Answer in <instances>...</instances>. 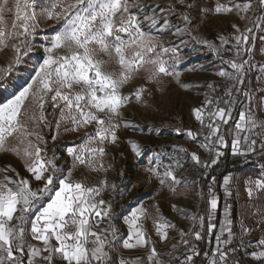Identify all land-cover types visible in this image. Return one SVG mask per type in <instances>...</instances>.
<instances>
[{
  "label": "snow or ice",
  "instance_id": "1",
  "mask_svg": "<svg viewBox=\"0 0 264 264\" xmlns=\"http://www.w3.org/2000/svg\"><path fill=\"white\" fill-rule=\"evenodd\" d=\"M212 16L228 18L233 31L211 37L200 33L199 26ZM257 32L264 41V0H214L211 7L196 0H166L163 5L160 0H0V54H6L0 62V264H198L205 220L207 233L216 228V177H211L206 197L202 190L196 193L206 202L203 215L172 205L192 222L185 231L155 202L154 214L142 200L127 214L117 211L116 197L123 199L137 185L109 181L107 173L117 171L116 158L106 162V157L112 155L110 147L121 143L130 146L137 161L147 155L136 140L122 139L123 132L144 131L124 110L132 103L148 107L145 93L151 97L175 84L203 97L190 109L199 127L174 129L197 150L189 153L174 145L178 158L166 165L153 164L149 157L147 182L154 179L174 198H186L198 179L177 172L189 161L201 170L199 179H206L229 144L234 157L264 158V118L259 115L264 95H255L264 88L246 83L255 67L250 57ZM205 50L230 70H217V80L185 81V73L206 71L203 64L181 67L193 53ZM30 60L31 71L19 77ZM259 68L258 81L264 79V64ZM137 80L140 86L125 94L123 89ZM237 109L239 119L234 120ZM149 130L160 131L151 125ZM68 135L80 142L69 143L64 139ZM78 169L104 175L89 185L84 171L75 175ZM118 176L124 177L123 170ZM234 183L232 176H224L226 197L233 195ZM244 190L254 226L243 223L241 209L238 238L226 200L215 248L204 252L199 264H243L249 255L254 264H264V236L255 243L244 239L264 224V164L259 177L244 182ZM148 220L155 239L145 228ZM170 230L179 239L161 252L158 245L170 240ZM121 249H142L144 255L125 258Z\"/></svg>",
  "mask_w": 264,
  "mask_h": 264
},
{
  "label": "rangeland",
  "instance_id": "2",
  "mask_svg": "<svg viewBox=\"0 0 264 264\" xmlns=\"http://www.w3.org/2000/svg\"><path fill=\"white\" fill-rule=\"evenodd\" d=\"M163 5L166 0H160ZM196 2L202 6L211 7L214 4V0H196ZM196 13H193L195 16ZM228 18L224 17H209L203 24L199 26V31L202 34H207L209 37L214 36L217 32H232L230 26L227 25L226 20ZM241 23V27H243ZM43 27L47 31L52 29L49 25L45 24ZM260 33L257 32V38L253 46V56L250 59L253 62L252 71L248 73L246 83L253 89L264 88V79L257 80V76L260 74L259 66L264 64V53L260 51L261 48H264V41L259 39ZM218 43V41H217ZM36 53L33 55V60ZM6 54H0V62L5 59ZM226 56H231V53H227ZM211 61V63H209ZM21 67L17 75L21 78L27 76L31 71V63ZM203 64L206 71L196 72V73H185L183 79L189 82H203L204 80H217L215 72L217 70H230L227 68V65L221 64L219 61L213 60L210 53L206 50L201 51L198 54L193 53L190 60L186 61L181 67H191L199 66ZM142 81L137 80L133 81L132 84L126 86L123 91L127 94L129 91H134L135 87H139ZM151 89V86H148ZM203 91V89L201 90ZM222 94V91H221ZM256 96L264 95V93L256 92ZM144 99L148 100L149 106L144 107L135 103H132L126 107L125 116L128 119H131L135 123L139 124L144 131H128L121 133L122 139H133L138 143L143 145L146 149L147 155L141 158L140 161H137L134 156L131 154L130 146L126 143H121L119 148L114 146L109 148V151L112 155L106 157V162H111L112 156H115V169L117 171H110L107 173L109 181H115L117 184L121 183V179L128 181L130 184H136L137 187L133 189L132 193L125 195L123 199H120L118 196L116 199L119 201L117 205V211H123L124 214L135 206H138L139 202L142 200L149 211L154 214L155 209L152 205L158 203L160 205L161 211L165 217L171 220L173 223H176L180 228H183L187 231L192 227V222L184 219V216L181 213L175 211L172 207L175 204L178 208H182L184 213L194 214V215H203L206 208V202L204 198L197 196V192L202 190L205 197L207 194L208 185L211 183V177H216L215 184L213 185L214 191L219 199V207L215 215V219L212 221L216 228L213 230V233H207V219L205 220V233L204 236L207 238V252H210L215 248V234L219 233L220 227L224 220V205L225 201L232 205L233 208V221H234V231H239L240 226V211L244 209L243 223L248 226H254V219L250 216V211L246 205L248 199L245 190L244 182L249 178H257L261 175V165L264 164V158L259 156H253L250 159H245L244 157H234L231 154V147L224 149L225 153L229 154L227 159L221 158L218 166H214L213 169H210L208 172V177L206 179H199L201 170L194 168L189 161L184 165V168L180 169L177 172L178 176L182 174L186 176L189 180L193 178L198 179V185L192 186L191 191L186 198H174L168 191L167 188H160L158 182L153 179L151 183L147 182V173L144 171L145 166L149 165V157L154 159L151 161L153 164L163 163L168 164L170 161L177 159L176 150L173 146H181L188 149L189 153L197 150L196 144L190 141L186 136L177 135L174 131L175 128H181L183 130L187 129H197L199 127L198 122L194 120V117L190 114V109L193 106H197L201 103L203 97L196 95L195 91L185 92L184 90L178 88L175 84L169 85L163 93L153 91L151 97L147 93L144 94ZM239 109L233 112V119L238 120ZM261 118H264V113L259 114ZM230 124L233 121L229 122ZM149 125L153 128H158L159 134L155 131L149 130ZM91 130V129H89ZM82 135V133H81ZM69 143L80 141L76 138L75 135H68L64 137ZM124 152V156L121 157L119 152ZM200 153H203L202 158H207L208 154L199 150ZM199 154V153H198ZM184 154H181V157ZM10 158V159H9ZM9 160L13 163L14 166L20 168L19 163L15 160L14 157H8ZM231 161H240L239 164H234V170L230 174L234 178V185L232 188L233 195L226 197L223 189V178L224 176H219L220 172L224 169V165L227 162ZM123 170L124 177L120 178L118 176V171ZM85 172V182L89 185L96 184L100 179L103 178V173H90L84 169H78L75 175L79 176L80 172ZM107 195V194H106ZM122 206V208H121ZM123 224V222H122ZM124 225V224H123ZM121 231L123 226H119ZM145 228L153 235L154 238V228L151 220L145 222ZM170 240L163 243L164 246L158 247L161 252L167 251L171 243H175L179 239L178 233L175 230L169 231ZM264 236V224L260 225V228L251 232L249 241L255 243L259 238ZM153 238V239H154ZM183 249V248H182ZM249 253L253 251L252 248H248ZM123 255V254H122ZM128 255V254H127ZM127 257V256H125ZM203 259V255L197 258L198 264ZM206 264V261H205ZM243 264H254L250 255L244 258Z\"/></svg>",
  "mask_w": 264,
  "mask_h": 264
},
{
  "label": "crops",
  "instance_id": "3",
  "mask_svg": "<svg viewBox=\"0 0 264 264\" xmlns=\"http://www.w3.org/2000/svg\"><path fill=\"white\" fill-rule=\"evenodd\" d=\"M126 226L125 225H123V229H122V232L123 233H125L126 234ZM154 236H155V234H154ZM154 238V237H153ZM155 239V238H154ZM202 240H204L205 242H206V248H205V251L204 252H207V238L204 236V238L202 239ZM160 246H164L163 244H160V245H158V247H160ZM181 250H183L182 248H181ZM123 254V255H122ZM128 254V255H127ZM120 255H122L123 257H125V256H127V257H125V258H130V259H134V258H136V257H143V255H144V250H137V249H121V251H120ZM203 255V254H202ZM201 255V256H202ZM197 259V258H196Z\"/></svg>",
  "mask_w": 264,
  "mask_h": 264
},
{
  "label": "trees",
  "instance_id": "4",
  "mask_svg": "<svg viewBox=\"0 0 264 264\" xmlns=\"http://www.w3.org/2000/svg\"><path fill=\"white\" fill-rule=\"evenodd\" d=\"M222 91V90H221ZM228 155L227 153H225V156L222 157L223 159H227L228 158ZM240 161H231V162H227L224 166V169L220 172V175L219 176H226V175H230L232 173V171L234 170L233 166L234 164H239ZM198 243V248H199V251L201 252V255L204 253L205 251V248H206V242L204 240H201ZM183 251V250H181ZM199 258V257H198Z\"/></svg>",
  "mask_w": 264,
  "mask_h": 264
},
{
  "label": "built area",
  "instance_id": "5",
  "mask_svg": "<svg viewBox=\"0 0 264 264\" xmlns=\"http://www.w3.org/2000/svg\"><path fill=\"white\" fill-rule=\"evenodd\" d=\"M119 226H123L122 221L119 222ZM237 234H238V238H239V231L237 232ZM244 239L246 241H249V237L248 236H245ZM237 242H238V240H237Z\"/></svg>",
  "mask_w": 264,
  "mask_h": 264
},
{
  "label": "bare ground",
  "instance_id": "6",
  "mask_svg": "<svg viewBox=\"0 0 264 264\" xmlns=\"http://www.w3.org/2000/svg\"><path fill=\"white\" fill-rule=\"evenodd\" d=\"M10 159V158H9Z\"/></svg>",
  "mask_w": 264,
  "mask_h": 264
}]
</instances>
